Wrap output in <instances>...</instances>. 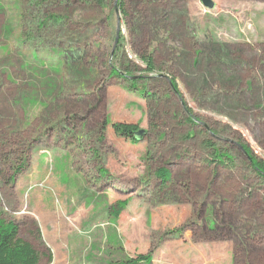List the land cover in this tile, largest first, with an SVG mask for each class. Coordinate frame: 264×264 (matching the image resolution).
Masks as SVG:
<instances>
[{
  "label": "rangeland",
  "instance_id": "1",
  "mask_svg": "<svg viewBox=\"0 0 264 264\" xmlns=\"http://www.w3.org/2000/svg\"><path fill=\"white\" fill-rule=\"evenodd\" d=\"M124 1L127 16L117 0H48L42 9L66 25L30 42L33 0H0L3 219L40 264H136L149 252L152 264H264V180L243 157L247 145L264 159V0ZM121 63L142 70L116 76ZM168 75L201 121L189 141ZM112 122L147 137L134 144ZM204 126L235 167L207 159ZM168 161L162 185L155 171Z\"/></svg>",
  "mask_w": 264,
  "mask_h": 264
},
{
  "label": "trees",
  "instance_id": "2",
  "mask_svg": "<svg viewBox=\"0 0 264 264\" xmlns=\"http://www.w3.org/2000/svg\"><path fill=\"white\" fill-rule=\"evenodd\" d=\"M48 0H33L31 6H35L38 10V15L33 17L31 22H28V32H24V37L30 42H35L34 35L36 32H41L42 30H47L51 28H61L63 24L66 25L65 17L57 13L45 12V7L42 9L43 5L46 4ZM69 0H63V2L68 3ZM77 1L81 4H92L99 8H106L108 6L109 0H72ZM116 6V5H115ZM117 6L120 12L127 16L128 11L125 7L124 0H117ZM40 8V9H39ZM116 8V7H115ZM65 22V23H63ZM61 30V29H60ZM50 42V41H49ZM38 43L47 44L46 39H40ZM140 58L145 63L146 67L143 69L146 72H155L157 67L155 64L154 55L152 53L143 52ZM121 69L114 67L113 74L119 77H128L124 72H134L140 70L141 68L137 65H127L121 63ZM142 70V69H141ZM130 74V73H127ZM168 81L171 91L180 99L183 113V120L186 127L189 128L188 133L185 135L186 141H189L193 137L197 136L198 132L195 130L196 126L201 124L200 119L194 114L193 110L184 101V97L180 91L177 79L174 76L168 75ZM144 98L150 102L156 97L155 93L145 89L143 92ZM73 120H76L73 117ZM109 124L105 121L101 127L103 135L101 138L105 140V130ZM111 127L115 134L130 140L134 144L140 143L147 137V133L139 136L138 132L141 130L140 125L137 123L129 122H112ZM211 130V129H210ZM206 126L201 129L200 134H202L203 141L202 146L206 151L207 159L216 162L219 165L226 166L228 168H233L236 166V158L228 149H222L211 137V132ZM183 156L182 154H177L176 159L179 160ZM243 157L247 164L252 168V170L264 180V159L256 156L253 151L247 146L243 145ZM171 162H166L156 169L155 174L160 179L161 184L165 185L172 177V171L169 168ZM20 168L15 170L13 177L16 173H19ZM2 175H6L5 172L1 171ZM7 181L9 178H7ZM10 179V181H11ZM9 181V182H10ZM127 201H121L117 203V207L113 209V214L119 217ZM42 253L29 241L21 237L20 226L13 221H5L0 213V264H40L42 260ZM133 263L146 262L152 264V254L151 252L147 254H140L136 259H132Z\"/></svg>",
  "mask_w": 264,
  "mask_h": 264
},
{
  "label": "water",
  "instance_id": "3",
  "mask_svg": "<svg viewBox=\"0 0 264 264\" xmlns=\"http://www.w3.org/2000/svg\"><path fill=\"white\" fill-rule=\"evenodd\" d=\"M203 2V4L206 6V7H209V8H212L214 6V1L213 0H201ZM116 9L118 10V7H117V3H116ZM119 32H120V27L118 29V35H117V41H118V37H119ZM161 76H164V75H161ZM145 134V130L144 129H141L139 132H138V135L141 136Z\"/></svg>",
  "mask_w": 264,
  "mask_h": 264
}]
</instances>
